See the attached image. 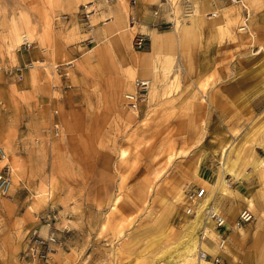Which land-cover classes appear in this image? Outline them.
<instances>
[{"label":"rangeland","instance_id":"rangeland-1","mask_svg":"<svg viewBox=\"0 0 264 264\" xmlns=\"http://www.w3.org/2000/svg\"><path fill=\"white\" fill-rule=\"evenodd\" d=\"M151 1L0 0V264H46L34 232L56 236L49 264H172L197 219L181 193L201 187L227 217L205 226L208 245L227 237L211 254L264 264V220L235 226L264 214V0Z\"/></svg>","mask_w":264,"mask_h":264},{"label":"built area","instance_id":"built-area-1","mask_svg":"<svg viewBox=\"0 0 264 264\" xmlns=\"http://www.w3.org/2000/svg\"><path fill=\"white\" fill-rule=\"evenodd\" d=\"M233 2H240V0H231ZM147 37L145 34H139L137 38L135 39L136 46L138 48H142L146 44ZM137 91L133 92L132 97L127 94V99H128V104L132 105L133 107L137 106L140 100L145 99L146 94H147V89L149 86V81L142 79L141 78L137 81ZM7 154L4 148L0 147V162L4 161L6 158ZM12 173L10 170L9 166H3L2 169L0 170V192L1 193H8L11 187V182H12ZM206 194V188L201 187L199 188L196 192L190 193V196L192 197H197L201 198ZM196 211L195 210H189L187 213L189 214H194ZM209 216H211L213 222L215 223V226L219 228V230L227 224V217L225 214L221 211H215L212 208L208 210ZM253 215L252 212L248 209L245 208L243 209L236 222L235 226L240 227L243 224L249 223L250 221L253 220ZM57 239L54 233L48 234V236L43 237L40 236L37 232L33 233V238L32 241L27 249V255L35 260H39L41 262H44L46 264L50 263V258L51 254L54 252V244H56ZM219 244L220 248H225L227 244V237L225 236V233H222L220 235L219 239ZM202 249V248H201ZM199 257H204V259L207 260V262H203L204 260H201L198 262V264H226L225 259L223 256L218 253V254H211L210 252L202 249L200 251V256Z\"/></svg>","mask_w":264,"mask_h":264},{"label":"bare ground","instance_id":"bare-ground-1","mask_svg":"<svg viewBox=\"0 0 264 264\" xmlns=\"http://www.w3.org/2000/svg\"><path fill=\"white\" fill-rule=\"evenodd\" d=\"M236 3H239L237 5H239L241 7L243 6V8L245 7V9H247L246 8L247 3H246L245 0H240V2L238 1ZM222 9H224V8H222ZM241 11H242L241 9L235 8V7H233L232 9H224V10H222L218 14L220 21H222L221 22L222 25L225 26V27H229L233 23V20H236V18L238 16H240ZM203 16H204V14L201 15L202 20L205 19ZM247 19L248 18L245 17V21ZM245 26H246V22H244V25L241 26L242 29H245L246 28ZM191 28H193L192 25H188L185 28H183V31L189 33V32H191L190 31ZM157 38H158V35L157 34H154L153 35V39H154V45L153 46H154V49L155 50L157 49V47L159 45V42H158V39ZM142 49H143V47H142ZM151 53L152 52H147V54H151ZM139 79L140 78H137L136 81H135L136 82L135 83L136 88L133 91L127 93L131 97L133 95L132 93L137 91V87H138V85H137L138 82L137 81ZM149 90H150V81H149ZM127 94H126V96H127ZM137 108L138 107L135 106V109H137ZM13 183L14 182H13V179H12L10 189L14 186ZM210 196L211 195H209V196H206L205 195V196H203L201 198H197V197L190 196V194H187L184 197L183 192L181 193V197H182L181 199H184V198L186 199V200L184 199L185 200L184 201V205H185L184 211L187 214V212L189 210H191V211L192 210H195L196 212L194 214L193 213L192 214H188V216H190L192 218L197 217V219L191 221L192 229H189L187 232L185 231L186 234L184 233V236L186 235V237L184 239H182V241L176 247H174L173 251L176 252L177 256H179V259L177 260V262H174L172 264H178V263L182 264V262L183 263H185V262H191V263L194 262V264H198V262L200 260H201V262H202V260H204L203 262H205V261L207 262V260L204 259V257H202V258L199 257L200 256V251L202 249L208 251L207 249L203 248L200 245L202 244V242H207L205 240V231L207 229L206 228L207 227V224L212 223L213 227L216 228L215 223L213 222L211 216H209V214H208V210L210 208H212L215 211H217V210L219 211V208L213 203L214 200H212V198ZM251 202H250V204L253 206V204ZM249 210L252 212V214H254L251 209H249ZM253 219H255V214L253 215ZM197 229H200V230H197ZM196 231H199L200 233L196 234L197 233ZM217 248H219L218 250L220 251V250H225L226 247L225 248H220V244L218 242ZM173 254H175V253H173ZM173 254H170V256L173 255ZM173 257H176V256H173ZM50 260H51V258H50ZM170 260H171V258H170Z\"/></svg>","mask_w":264,"mask_h":264},{"label":"crops","instance_id":"crops-1","mask_svg":"<svg viewBox=\"0 0 264 264\" xmlns=\"http://www.w3.org/2000/svg\"><path fill=\"white\" fill-rule=\"evenodd\" d=\"M151 1V0H150ZM150 3H152V4H155L156 2L154 1V0H152ZM214 6V5H213ZM214 7H217L216 5L214 6ZM219 8H221L220 6H219ZM213 13H215V12H217L216 10H214V11H212ZM215 15V14H214ZM157 35L159 34L158 32L156 33ZM153 38V37H152ZM158 39V38H157ZM152 43H153V45H154V39H153V41H152ZM153 48H154V46L152 47V49L151 50H145L144 52L147 54V52H153ZM152 54V53H151ZM150 55V54H149ZM137 62H140V60L139 59H137L136 60ZM140 78V77H139ZM137 79V78H136ZM136 81V80H135ZM130 82V84L132 83L131 82V80L129 81ZM136 83V82H135ZM135 83H134V89H135ZM133 89V90H134ZM132 90V91H133ZM256 150L257 151H260V150H264V145L263 144H257L256 145ZM251 179L253 180V183L255 182V185H258V176H256L255 174H253L252 176H251ZM213 203L215 204V200L213 201ZM249 204H250V202H249ZM216 205V204H215ZM251 205V204H250ZM217 206V205H216ZM252 206V205H251ZM218 207V206H217ZM246 208H248V207H246ZM243 209H245V208H243ZM242 209V210H243ZM249 209H251V208H249ZM241 210V211H242ZM240 211V212H241ZM253 211V210H252ZM240 212H239V214H240ZM254 214H255V219H258V218H260V219H262V220H264V214L263 215H261V213L259 212V210L258 209H256V213H257V215H256V213L255 212H253ZM239 216V215H238ZM254 225L255 224H246V228H252V227H254ZM217 229V228H216ZM238 231H242L241 229L240 230H238ZM238 231H234V232H232V234H230V237L232 238V242H234L235 240H237V238H239L240 237V235H238ZM208 244H210L208 241L207 242H202V244L200 245V246H202L203 248H205V249H207L209 252H215L216 253V251L218 250L216 247H215V243H214V245L212 246V245H208ZM219 251V250H218Z\"/></svg>","mask_w":264,"mask_h":264}]
</instances>
